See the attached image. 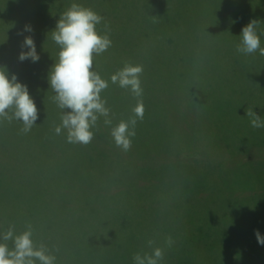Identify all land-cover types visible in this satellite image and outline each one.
<instances>
[{
	"label": "rangeland",
	"instance_id": "rangeland-1",
	"mask_svg": "<svg viewBox=\"0 0 264 264\" xmlns=\"http://www.w3.org/2000/svg\"><path fill=\"white\" fill-rule=\"evenodd\" d=\"M72 2L0 0V37L12 36L0 45L7 53L0 56V66L27 86L38 109L28 133L19 121L0 120V228L15 225L21 231L31 223L34 239L49 247L56 264H131L136 252L151 251L148 240L163 247L167 237L199 243L202 251H207L203 243L218 242L216 250L230 258L236 243L257 241L256 231L264 237V128L251 127L245 115L253 108L264 119V56L236 51L241 30L252 18L223 30L207 27L197 12L195 28H188L183 18L172 22L185 9V0H75L103 17L97 28L112 41L95 58V71L107 79L125 62L144 68L145 113L136 132L142 127L145 132L135 136L140 144L123 158L69 144L54 132L59 110L50 99L48 75L59 48L50 32ZM253 4L248 1L245 10L251 13ZM263 4L257 29L262 47ZM161 19L180 30H153ZM25 36L34 40L37 62L18 59L27 51L22 49ZM190 43L197 48L188 52ZM155 86L177 87L183 92L176 96H191L209 107L207 119L211 115L216 121L228 145L210 129L199 144L204 155L190 158L196 154L189 151L183 153L189 158L182 159L172 154L178 138L160 101L167 102L170 93L158 97L151 92ZM102 96L114 123L131 115L135 100L124 89L110 83ZM100 127L106 128L102 119ZM154 135L158 140L151 139ZM221 242H232L228 251ZM261 256L241 253L228 261L264 264ZM209 260L204 262L217 264Z\"/></svg>",
	"mask_w": 264,
	"mask_h": 264
},
{
	"label": "clouds",
	"instance_id": "clouds-1",
	"mask_svg": "<svg viewBox=\"0 0 264 264\" xmlns=\"http://www.w3.org/2000/svg\"><path fill=\"white\" fill-rule=\"evenodd\" d=\"M103 17L89 7L72 2L59 15L52 41L58 46V58L52 65L48 83L54 93L51 101L59 110L60 123L55 125L56 135H64L69 144L87 146L92 143L95 133L102 124L109 129L114 145L122 152H129L133 138L136 136V126L144 119L145 105L144 90L141 77L143 65L125 62L109 78H103L93 69L97 56L105 53L112 41L107 33L102 34L97 25ZM258 21L250 20L241 30V39L236 45V51L245 56L257 52L264 56L261 46V33H258ZM25 31L31 32L29 25ZM18 55L20 61L39 60L34 40L25 36L22 49ZM110 83L127 91L135 100L131 107V115L114 123L112 109L102 96ZM245 115L249 118L251 127L264 128V119L248 108ZM38 119V109L29 95L27 86L18 82L17 77L9 76L6 68L0 66V120L11 123H22V132L28 133ZM257 242L264 244V237L255 232ZM173 241L167 237L164 246H154V240L147 241L151 251H138L133 257V264H161L167 247ZM11 244V246H10ZM0 264H56V255L43 243L34 239V228L31 223H25L23 230L17 231L15 225H9L0 232Z\"/></svg>",
	"mask_w": 264,
	"mask_h": 264
},
{
	"label": "trees",
	"instance_id": "trees-1",
	"mask_svg": "<svg viewBox=\"0 0 264 264\" xmlns=\"http://www.w3.org/2000/svg\"><path fill=\"white\" fill-rule=\"evenodd\" d=\"M187 3L185 5V9L179 13V17L176 19H173L172 22H176L178 19L183 18V27H190L192 26L195 28V18L196 13L199 12L201 15L207 19V27L213 28L217 27L218 29H231L232 26H241V24L244 21V18H252V20H257L259 22L260 18V4L264 3V0H185ZM248 1H252V12L245 10L246 3ZM193 4H196L194 6ZM244 4V5H243ZM192 5V6H188ZM264 7V4L262 5ZM162 23L158 25L151 26L153 30H158L163 27H168L167 30H169L171 33H175V30L177 29L176 25L170 23V19H161ZM46 28L45 30H47ZM201 30V29H199ZM203 30V28H202ZM7 35V34H6ZM11 40L12 36H4L3 39ZM3 39L0 37V45L2 44ZM169 39L171 40L172 37L170 36ZM190 47L188 49V52L193 50V48H197L192 43H190ZM182 53H186V47L183 45L181 47ZM6 51L3 49H0V56L3 58L5 56ZM183 60L184 57L182 55H179L178 60ZM152 88L151 92L155 94L158 97H162L165 95L166 92L170 93V98L167 102L164 100H160L162 107L168 109V117L170 122V127L174 133L177 134L178 143L177 147H172L170 149V152L172 154H177L179 158L185 159V158H191V157H197L202 156L203 152L205 150H202L199 146L201 143V139L205 137L206 134H208L205 130L215 129L217 132V135L221 139V143L227 144L229 143V138L224 133L222 129L219 128V125L216 123L215 120L212 119L211 115L209 116V119H207V116L209 114L208 108H205L206 105L202 103H196L194 97L188 96L180 98L176 96L177 92H183V90L177 88V87H171V88ZM159 101V100H158ZM215 127V128H213ZM145 132L143 130H138L136 132V135L139 133ZM216 136V135H215ZM158 135H154L151 137L153 140H158ZM217 137V136H216ZM230 141V140H229ZM220 142V141H219ZM142 143V142H141ZM181 143V144H180ZM140 142L136 140V138H133L132 145H138ZM228 145V144H227ZM225 147V146H224ZM230 147V146H228ZM87 150L93 149L95 152H98V154H104V153H112L114 155L127 158L128 156H125V152H122L119 150L115 145L114 142L109 134L108 128H104V130L100 127L99 130L95 133V137L91 144L86 146ZM227 151V149H225ZM192 152L196 154V156H189L185 157L183 153H189ZM202 152V153H201ZM229 152V151H227ZM124 153V154H123ZM225 152H221V156L224 155ZM210 156V155H208ZM138 163V161H137ZM141 163V162H140ZM5 231V228H0V232ZM208 242V241H207ZM218 242H208L203 243L207 245V251H202V245H199V243H179V241H173L171 247L166 248L165 251L168 253H165L164 259L161 262V264H184L185 262L187 264H207L204 262V260L209 259L212 260V262L217 264H231L229 263L228 259L238 257L240 254H248V256H258L262 258V254L264 256V244H259L257 241H245L236 243V248L233 252L232 257L228 258V254L222 251H217L216 247L219 245ZM232 244V242H221L220 245L225 248L226 251H228V247ZM188 248L186 249V247ZM11 246V244H10ZM198 246V248H197ZM201 247V249H200ZM204 252V254H203ZM222 256H221V255ZM264 258V257H263ZM223 259V260H220ZM124 264H128L127 261L124 262ZM133 264V263H131Z\"/></svg>",
	"mask_w": 264,
	"mask_h": 264
}]
</instances>
